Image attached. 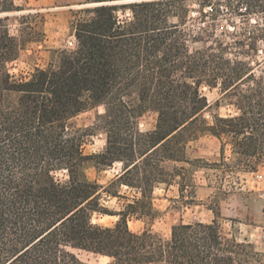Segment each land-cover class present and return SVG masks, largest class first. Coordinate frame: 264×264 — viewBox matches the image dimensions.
<instances>
[{
	"label": "trees",
	"instance_id": "obj_1",
	"mask_svg": "<svg viewBox=\"0 0 264 264\" xmlns=\"http://www.w3.org/2000/svg\"><path fill=\"white\" fill-rule=\"evenodd\" d=\"M187 1L89 0L99 5L72 22L73 49L55 50L46 68L15 80L9 67L40 38L39 15L21 16L13 35L8 16L22 9L0 0V264H88L77 251L107 264H264V252L222 236L217 207L209 208L210 223L174 225L168 238L128 227L129 218L154 217V189L185 179L181 168L165 164L186 162V146L205 133L220 143L214 167L224 175L264 167V62L245 59L257 53V33L217 35L222 8L250 12L260 0H204L199 19L212 23L196 32ZM197 41L207 42L192 48ZM203 86L217 89L216 106L225 103L232 113L207 124ZM98 107L95 126L72 128L73 118ZM149 111L156 125L141 132L137 120ZM96 130L105 148L85 155ZM91 162L119 163L121 171L101 186L86 176ZM123 187L134 191L131 201L107 211L102 195L124 198ZM94 214L117 221L101 226Z\"/></svg>",
	"mask_w": 264,
	"mask_h": 264
},
{
	"label": "rangeland",
	"instance_id": "obj_2",
	"mask_svg": "<svg viewBox=\"0 0 264 264\" xmlns=\"http://www.w3.org/2000/svg\"><path fill=\"white\" fill-rule=\"evenodd\" d=\"M16 6L22 9L8 16L7 26L10 33L18 34L21 25V16L38 14L37 29L41 33L38 40L28 42L20 54L19 59L10 65V73L15 80L28 78L36 68H46L52 59L55 50L73 49L75 44L72 22L87 19L91 15L87 12L95 6L89 0H13ZM248 3L254 0H234L236 3ZM204 0H188L190 11L188 26L195 32L205 24L212 23V18L200 21L198 4ZM215 5L219 0H211ZM222 2L225 3V0ZM257 9L244 12L220 11L218 16L220 27L217 35L223 30L230 33L255 32L257 33V53L252 58L245 57L253 65L264 62V0H260ZM254 4V3H253ZM260 4V6H259ZM223 5V3H222ZM261 7V8H260ZM128 15H125V17ZM121 18L124 16L120 15ZM228 42L229 38L222 35ZM207 41H197L191 44L192 48H200ZM210 42V41H209ZM208 44V43H207ZM259 74L258 71H256ZM201 93L207 98L210 107L202 112V118L207 124L212 123L213 116H226L232 109L225 103L216 106L220 99L217 89L201 87ZM134 95L131 97L134 99ZM103 113V108L98 107L79 114L71 120L74 129H86L95 126L96 117ZM157 115L152 112L144 113L137 120L141 132L152 131L156 125ZM105 135L96 130L95 136L90 137L83 146L85 155L101 153L105 148ZM220 143L205 133L197 140L186 146V162L166 163L168 170L181 168L185 179L176 178L169 185H159L152 195L153 218H129L128 227L134 233L151 230L163 238H168L171 227L180 223L195 222L210 223L214 216L209 208H219V231L223 237L234 239L239 243L250 244L258 252H264V167L260 166L255 172H239L235 175H224L214 164L219 163ZM229 150H226V157ZM121 171V164L115 163L110 168H96L94 163H89L85 168L86 176L91 181H96L101 186L108 185ZM61 177L62 174H59ZM124 198L117 199L102 195L101 204L109 212L123 210L134 195V191L127 188L119 189ZM117 218L94 214L92 222L101 226L111 227ZM77 256L88 264H107L109 259L83 251H77Z\"/></svg>",
	"mask_w": 264,
	"mask_h": 264
},
{
	"label": "water",
	"instance_id": "obj_3",
	"mask_svg": "<svg viewBox=\"0 0 264 264\" xmlns=\"http://www.w3.org/2000/svg\"><path fill=\"white\" fill-rule=\"evenodd\" d=\"M94 6H97V5H99V4H93Z\"/></svg>",
	"mask_w": 264,
	"mask_h": 264
}]
</instances>
